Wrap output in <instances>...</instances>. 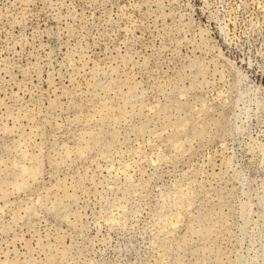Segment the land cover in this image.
I'll return each mask as SVG.
<instances>
[{"label": "rangeland", "instance_id": "374dc122", "mask_svg": "<svg viewBox=\"0 0 264 264\" xmlns=\"http://www.w3.org/2000/svg\"><path fill=\"white\" fill-rule=\"evenodd\" d=\"M0 264H264V0H0Z\"/></svg>", "mask_w": 264, "mask_h": 264}]
</instances>
